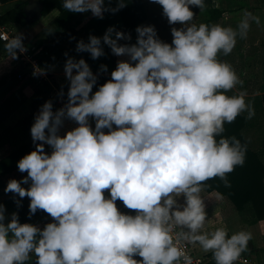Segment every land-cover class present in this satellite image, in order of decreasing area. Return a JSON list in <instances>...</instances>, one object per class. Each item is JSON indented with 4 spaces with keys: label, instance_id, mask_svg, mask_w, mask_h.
Wrapping results in <instances>:
<instances>
[{
    "label": "clouds",
    "instance_id": "clouds-1",
    "mask_svg": "<svg viewBox=\"0 0 264 264\" xmlns=\"http://www.w3.org/2000/svg\"><path fill=\"white\" fill-rule=\"evenodd\" d=\"M146 2L161 9L170 42L151 23L137 25L135 38L115 25L86 40L69 34L77 55L63 53L64 83L34 114L32 150L16 163L21 178H9L0 195V264H200L189 247L214 264H240L250 251L251 231L211 228L215 213L209 217L201 194L216 179L231 188L228 176L245 165L247 144L225 135V126L242 115L252 120L255 107L222 57L261 17L244 10L235 27L196 23L218 0ZM60 4L101 21L129 7L128 0ZM25 40L20 32L4 44L10 62L27 55ZM83 54L94 62L115 57V67L94 71ZM57 67L33 62L32 76ZM25 200L28 222L20 216Z\"/></svg>",
    "mask_w": 264,
    "mask_h": 264
},
{
    "label": "crops",
    "instance_id": "crops-1",
    "mask_svg": "<svg viewBox=\"0 0 264 264\" xmlns=\"http://www.w3.org/2000/svg\"><path fill=\"white\" fill-rule=\"evenodd\" d=\"M218 0L220 4L219 9L221 10L222 16L219 20L211 22L216 23L220 22L227 25L235 27L243 15L244 10L253 12L254 14L260 15L261 24L256 25L252 24L251 30L248 34L246 40H240L237 44L235 50H239V54L234 56L233 53L228 57H222L229 62V59L234 56V68L237 73L240 75L241 79L244 81L243 89L247 90L246 99L251 102L255 107V112L257 113L252 120H249L247 123V128L244 130L249 133V138L255 143V151L258 154L260 161L264 164V150L262 149V138H263V129H264V119L261 114L262 106L264 105V0ZM211 0H209V3ZM232 4H238L235 7ZM145 5V19L140 24L151 23L155 24L159 30L161 38L171 41L169 27L167 22L161 17V9L156 5H151L144 0ZM215 8L211 5L206 9V11L199 16L195 21L196 23L205 22L207 23V10ZM42 4L40 0H7L0 1V17L7 18V23L1 25L11 28L16 35L20 32L24 35L28 34V39L31 46L35 47V55L45 54L47 63H56L58 64L57 70L54 73H50L52 82L50 85L57 87L58 91L60 88L59 80L63 76V63L65 51H71L75 48V42L65 43L63 41L58 42L56 46L50 45L51 37L54 38L55 31L52 30V25L55 19L58 17V11H49L45 15L41 14ZM199 14V9H194ZM110 15V14H109ZM91 14H73L71 21V28L74 30V35L77 39L84 38L87 39V32H85L89 22L93 23V29L101 28V20L90 18ZM16 20L15 23H10L11 19ZM108 18V17H107ZM112 20L116 19V16L109 17ZM139 24V25H140ZM74 25V26H72ZM15 29H14V28ZM109 27V26H107ZM107 27L103 30H106ZM61 27L57 30L60 31ZM121 30H124L120 28ZM135 29V28H134ZM131 30L133 37L135 38V31ZM62 31V30H61ZM127 31V30H125ZM95 33V31H94ZM52 43V42H51ZM72 54V51H71ZM56 57V61H52V57ZM230 63V62H229ZM115 67V66H114ZM114 67H109L110 70ZM22 67L17 64L16 61L10 62V57L7 52L0 53V110L2 108L12 110L9 113L5 114L3 118L0 119V159L6 157L14 147L21 143V140H31L30 137V127L33 123L34 114L37 112L39 106L36 97L37 94L33 90V83L29 80H22L20 82H13L12 84L8 83L7 80L2 78V75L9 73H21L20 69ZM94 71L97 69H93ZM62 81V80H61ZM64 81V80H63ZM46 85V84H45ZM49 85V84H47ZM44 87V86H43ZM54 89V88H53ZM39 90V89H38ZM55 90V89H54ZM240 90L239 87L234 90L233 93H238ZM51 92V88H50ZM8 93H13L14 97H22L24 101L27 102V112L23 108V105H19L21 100L19 99L17 103L9 104V97H6ZM50 94V93H49ZM52 96V95H51ZM30 97L32 101H30ZM36 98V99H35ZM51 99L49 96L46 100ZM34 100V101H33ZM23 102V101H22ZM30 103V105H29ZM56 107H58L56 105ZM22 111H25L22 113ZM25 126L26 131L22 134L14 132L12 135H4L6 129L10 127ZM245 137V136H244ZM246 139V137H245ZM250 139V141H252ZM247 142H249L246 139ZM13 144V146H11ZM13 147V148H12ZM9 178H21L20 173L14 172ZM9 178H2L0 180V195H2V189L6 185V182ZM207 201L208 207L207 211L209 217L213 218L211 228L226 226L229 229V232L246 230L253 233L254 239L250 242L249 248L250 251L245 253L240 261V264H243L244 260H247L248 264H264V219L258 220L254 223H242L240 215L234 209L232 203L224 196H221L218 192H205L201 194ZM8 198L7 196L3 197V200ZM42 216L34 220L38 221ZM248 220V218L246 219ZM192 248V247H191ZM192 253L196 258L202 260V264H214L211 258V254H204L198 248H192Z\"/></svg>",
    "mask_w": 264,
    "mask_h": 264
},
{
    "label": "trees",
    "instance_id": "trees-1",
    "mask_svg": "<svg viewBox=\"0 0 264 264\" xmlns=\"http://www.w3.org/2000/svg\"><path fill=\"white\" fill-rule=\"evenodd\" d=\"M2 2L7 0H0ZM42 4L41 14L45 15L52 9H58L59 15L55 19L52 30L55 31V36L50 41V45L56 46L58 42H65L67 43L69 39V34L74 35V30L71 28V21L73 14L68 13L65 11L60 4V0H40ZM129 7L122 10L120 13L116 14V19L112 20V15H106V18L101 21V28L93 29V21L89 22L85 32H87V37L90 33L95 34L97 36H102L105 32L107 26H117L118 28H122L124 30H133L137 25L142 23L145 19V5L144 2L141 0H137V2L131 4V0H128ZM222 11L216 8H211L207 10V23H211L217 21L222 16ZM108 17V18H107ZM7 18L0 17V25L7 23ZM16 20L11 19L10 23H15ZM74 26V25H72ZM61 27L60 31H57ZM62 30V31H61ZM95 31V33H94ZM52 42V43H51ZM3 42L0 41V53L5 52ZM74 50V49H73ZM107 51V49H106ZM72 55L76 56L77 54L72 51ZM39 58V65L44 66L46 61L45 54L42 53L38 57ZM77 58H80L79 56ZM83 58L87 59L93 69H97L100 63H107L109 67H114L116 58L110 57L108 59H101L100 61H92L88 54H83ZM21 73L24 76L27 74V69L22 67L20 69ZM13 82H19L16 76L12 75ZM25 80V79H24ZM29 80V79H26ZM31 81V80H29ZM103 82V81H101ZM44 90H37V103L43 104L46 101V98L49 96L50 87L48 85L44 86ZM257 114V113H256ZM255 114V115H256ZM261 114L264 119V105L261 109ZM247 123L249 124V120H246L242 115L239 117L233 124L226 125V133L227 136H236L238 139L241 140L242 143L247 144V157L246 162L243 167H237L236 170L228 176V179L231 183V188H226L223 185V182L219 179L212 180L208 182V185L205 188V192H212L216 191L221 196L226 197L233 205L234 209L238 212L241 218L242 223H254L258 220L264 219V164L260 161L258 154L253 151L249 143L246 141L244 137V130L247 128ZM15 128V129H14ZM16 133L22 134L24 136V132L26 131L25 126H17L10 127L7 130H12ZM13 131V132H14ZM14 134V133H13ZM7 135V134H6ZM12 135V134H11ZM17 146V145H16ZM15 146V147H16ZM14 147V148H15ZM262 149L264 150V129H263V138H262ZM32 150V143L31 140H21L20 145L11 151L6 157L0 159V171H2V175H0V180L2 178H9L14 172H17L16 163L17 161L26 153ZM6 203L9 212L15 210L14 204L6 198L4 200ZM28 211V201H24V208L20 212L21 221L28 222L27 217ZM42 214H38L34 220L39 219ZM248 218V220H246Z\"/></svg>",
    "mask_w": 264,
    "mask_h": 264
},
{
    "label": "rangeland",
    "instance_id": "rangeland-1",
    "mask_svg": "<svg viewBox=\"0 0 264 264\" xmlns=\"http://www.w3.org/2000/svg\"><path fill=\"white\" fill-rule=\"evenodd\" d=\"M240 1L241 0H239L238 1V4L240 3ZM238 4H232V6L233 7H235L236 5H238ZM14 28V27H13ZM15 29V28H14ZM26 36V40H25V44L30 48V49H33L34 51L36 50L35 49V47L34 46H31L32 44L30 43V41H29V39H28V34H26L25 35ZM53 37V36H52ZM52 37H51V39H52ZM50 39V40H51ZM238 43H239V41H238ZM235 55H238V56H240V54H239V50H235L234 51V56ZM234 56H232L230 59H229V62L231 63V64H234L233 62H234V60H235V57ZM17 62V61H16ZM18 64V63H17ZM21 67H23V66H21ZM24 68V67H23ZM12 75H14V76H16V78H17V75H18V73L16 72V73H9V74H6V75H2L3 77L2 78H4L5 80H7L8 81V83H10V84H12L13 83V77H12ZM18 79V78H17ZM56 79H57V81H58V83H60V85L62 84V83H64V76H62V78L59 80V78H57L56 77ZM26 80V79H25ZM47 80L48 81H46V82H44V81H39V80H37V79H34V80H31L32 81V83H33V90H34V92L35 93H37V90L39 89H41V90H44V88L45 87H43V86H45V84L47 85V84H49L48 86L51 88V92H50V94H49V97L50 98H53V97H55V95H56V93L58 92V89H57V87L54 85V87L52 86V85H50V83L52 82V79H51V75L49 74L48 76H47ZM62 80V81H61ZM51 81V82H50ZM20 82V81H19ZM50 82V83H49ZM13 85V84H12ZM55 90H54V89ZM52 95V96H51ZM6 97H9L10 99H9V104H13V103H17L18 102V100L20 99V97L18 96V97H14L13 96V93L11 94V93H8L7 95H6ZM37 98V97H36ZM35 98V99H36ZM21 103L19 104V105H23V108L25 109V111L27 112L29 109H27V105L25 106V104L27 103V102H25L24 101V98L22 99V97H21ZM23 101V102H22ZM30 101H32V98L30 97ZM34 101V100H33ZM29 105H30V103H29ZM10 111H12V110H8V109H4V108H2L1 110H0V119L1 118H3V116L5 115V114H7V113H9ZM25 111H22V113L23 112H25ZM1 129V128H0ZM15 129V128H14ZM14 129H12V130H7L6 129V132H4L5 134L4 135H11V134H13L15 131H14ZM14 131V132H13ZM244 136L246 137V139L249 141L248 143H249V146H250V148L252 149V150H254L255 149V143H254V141L252 140V138H249V133L248 132H246V131H244ZM250 139L252 140V141H250ZM20 145V144H19ZM11 146H13V144L11 145ZM18 146V145H17ZM16 146V147H17ZM15 147V148H16ZM13 148V147H12ZM15 148H13V149H15ZM6 197V196H5Z\"/></svg>",
    "mask_w": 264,
    "mask_h": 264
},
{
    "label": "built area",
    "instance_id": "built-area-1",
    "mask_svg": "<svg viewBox=\"0 0 264 264\" xmlns=\"http://www.w3.org/2000/svg\"><path fill=\"white\" fill-rule=\"evenodd\" d=\"M15 36H17V35L15 34V32L11 28H8L6 26H1L0 25V41L1 42L6 43L8 39H11L12 37H15ZM16 61H17V63L20 66H23V67H25L27 69V74L25 76L23 74H18L17 75V78L19 80H24V79L34 80V79H37L39 81H44V82L48 81L47 77L33 78V76H32V63L35 62V63L39 64V58H37L35 56V52H34L33 49L29 48V51H28L27 55H21L19 60H16ZM57 106L59 107L60 105L57 104ZM188 251L193 256L194 260H199L200 264H202V260L199 259V258H196L193 255L191 247H189Z\"/></svg>",
    "mask_w": 264,
    "mask_h": 264
}]
</instances>
